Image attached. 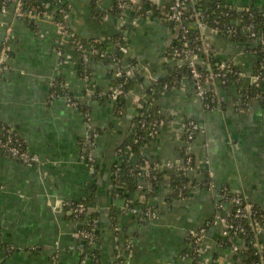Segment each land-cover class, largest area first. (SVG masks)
Masks as SVG:
<instances>
[{
	"label": "crops",
	"instance_id": "1",
	"mask_svg": "<svg viewBox=\"0 0 264 264\" xmlns=\"http://www.w3.org/2000/svg\"><path fill=\"white\" fill-rule=\"evenodd\" d=\"M62 1L67 6V24L77 37L89 41L120 36L126 41L129 66H135L132 77L137 78L124 106L116 110L111 100L97 96L116 84L110 65L92 59L85 80L71 47L63 57L57 54L53 22L46 18L28 22L10 8L0 9V48L6 45L8 51L0 71V124L10 127L39 159L26 166L0 149V264H82L83 258L89 264L90 255L79 234L85 218L68 215L61 205L86 199H92L87 205L99 216L95 248L100 250V264H192L187 255L188 236L212 220L222 188L264 210V87L252 79L260 40L246 35L238 40L206 25L189 24L206 47L199 60L202 68L231 62L243 74L244 83L259 88L255 96L244 94L247 98L242 99L243 87L237 81L217 84V105L205 109L189 76L178 71L183 64L167 55L180 35L179 25L169 22L162 8L172 0H157V4L138 0L134 8L129 3L121 16L112 15L115 0ZM210 1L222 8L264 12V0ZM146 3L153 8L149 13H145ZM108 25L127 30V36L110 37L104 32ZM121 67L127 73L122 61ZM261 68L264 72V65ZM165 76L169 82L150 96L147 90ZM57 82L63 88L51 87ZM53 89L57 96L51 98ZM67 96L81 107L71 106ZM145 102L159 108L165 120L139 148L148 165L158 166L163 174L149 202L157 218L141 221L122 212L125 194L111 203L108 188L116 150L129 133L133 109ZM181 119H191L198 126L187 146ZM87 123L97 133L92 166L80 158ZM183 150L196 161L188 173L196 183L187 197L167 200L169 180L181 163ZM125 193L132 201H149L144 186ZM220 237V224L209 222L201 255L208 260L219 257L220 264H234L220 247ZM261 237L264 240V234Z\"/></svg>",
	"mask_w": 264,
	"mask_h": 264
},
{
	"label": "built area",
	"instance_id": "2",
	"mask_svg": "<svg viewBox=\"0 0 264 264\" xmlns=\"http://www.w3.org/2000/svg\"><path fill=\"white\" fill-rule=\"evenodd\" d=\"M99 2L100 0H95ZM157 4V0H153ZM199 0H172L169 6L162 7L164 11V16L170 20L178 22L179 25V39L177 44L170 45V56L174 60L180 61L184 67L188 70L189 78L193 84V88L196 96L201 100L205 98L207 102L204 106L208 109L211 103L217 101L216 96V86L220 84L225 76L232 73L236 77L243 76V74L235 67L231 62H224L219 66H214L208 69L202 68L199 65V60L201 55L206 51L205 44L200 36L196 33L194 36L191 34L192 30L189 24L195 23L196 25H206L215 33H223L237 36L246 35L248 38H258L260 40L258 46V52H264V40L261 39L264 35V31H260L257 26L260 23H256L253 20L254 13L251 8H243L238 10V16L232 20V22H222L220 16L227 15V10H222L219 12L203 13L197 7V2ZM35 6H27L25 0H0V9L2 12L7 11L9 8L12 9L14 15L18 18L24 19L28 22H36L39 19L46 18L54 23L57 34L59 47L57 54L59 56L65 55L67 48L71 47L79 60L87 66L92 59H97L104 61L113 68V75L116 78L125 77L131 78L135 66H130V73H125L121 67L122 55L127 51L125 44L121 42V37L116 39H111L109 37H100L99 39H92L89 41H84L77 37L74 32L69 28L67 24V19L55 20L52 18V13L54 11L64 14L66 18L65 4L62 0H37ZM130 0H116L115 4L118 9L123 11L129 6ZM43 8H39L42 6ZM155 4V5H156ZM157 6V5H156ZM219 6V5H217ZM264 15V12H261ZM6 45L0 48V71L5 67V61L8 58ZM257 52V53H258ZM256 53V52H255ZM86 80V74L83 75ZM116 82L112 87L109 88L106 94L98 93V97L105 96L107 99L111 100L113 103L120 98H127L130 94L129 90L124 88V82ZM252 79L256 86L264 83V72L261 71L254 73ZM59 86L63 88L64 84L57 82L51 84V87ZM87 95L91 94V89L89 86L85 88ZM57 96L54 89L50 93V97L53 98ZM67 102L73 107H79L80 104L70 98L66 97ZM88 120V114L85 113ZM133 116V114H132ZM165 118L162 120L150 121L139 120L141 127L148 126V137L149 139L155 135L160 125L163 123ZM88 122V121H87ZM197 123L191 119H181L180 129L184 135V143L187 146L189 142L194 138L195 132L197 131ZM9 133L8 131H6ZM97 135L96 131L87 123V136L83 141L81 147L80 158L85 160L89 165L94 164L93 157V141ZM143 138V137H141ZM135 138L136 142L138 139ZM146 139L145 141H147ZM17 143V142H16ZM0 149L3 152H7L11 158L18 160L26 166H32L38 163L39 159L35 154L30 153L27 149L20 148L19 143L15 144V141L7 134L5 137L0 138ZM122 161L134 162L132 166L129 167V172L137 178V186L142 188L146 187L149 194H156L155 184L159 182L155 172L159 170L158 166L151 168H138L135 166V156L128 155L126 158H117L113 163V175H118ZM195 159L183 150V156L180 165L177 166L182 172L188 175L189 172L195 169ZM160 171V170H159ZM119 184H123L119 182ZM206 185H212L211 182L206 181ZM178 198H183L179 195ZM132 201V200H131ZM126 199L122 206V212H127L133 216H140L143 214L147 220H154L157 218V211L151 205L144 206L143 209L139 205H136L133 201ZM65 213L75 218H81L84 216H89L91 209L82 201H65L61 203ZM224 212V213H223ZM212 222H218L220 224V235L225 238L227 246H224L225 250L228 252L229 258H233L234 264L240 259L241 253H244L248 249H251L257 260L254 264H264V240H262V235L264 234V214L259 213L255 207L241 196L237 194L230 195L225 188H222L219 192V199L215 203V210L213 214ZM199 227L195 232L190 233L188 236V252L187 255L191 257L192 264H212L214 262L220 261L221 258L217 257L215 260H208L202 256V244L205 238L206 225ZM86 227L79 230L80 236L84 239L85 246L89 254L95 248V244L99 234V220L96 217L87 218ZM253 233L251 239H245L244 235L247 232V227ZM116 236V235H115ZM119 237L114 241L115 249L118 248ZM220 247H223L220 245ZM118 256V255H117ZM85 263L84 258L82 259V264ZM170 264V263H165Z\"/></svg>",
	"mask_w": 264,
	"mask_h": 264
},
{
	"label": "trees",
	"instance_id": "3",
	"mask_svg": "<svg viewBox=\"0 0 264 264\" xmlns=\"http://www.w3.org/2000/svg\"><path fill=\"white\" fill-rule=\"evenodd\" d=\"M36 1L37 0H25V4L27 6H35L37 4ZM39 1H41V0H39ZM51 1H53V0H51ZM93 1L95 2V0H93ZM41 5L42 6H39V8H43L44 5L43 4H41ZM145 7H147V8H144L146 10L145 13H149L148 10L151 11L153 9L152 6L151 5L149 6L148 3H146ZM197 7L201 10V12H203L205 14L211 13L213 11L220 13V11H222V10H227V13H228L227 15L220 16V19L222 20V22H225V23L232 22V20L239 15L237 10L222 8L221 6H217V4L213 3L210 0H199L197 2ZM65 9L67 12V6L66 5H65ZM155 12H157V11H155ZM112 13H113L112 15L121 16L122 11L120 9H118L116 4H115L113 7V10H112ZM51 15H52V18L55 20L66 19L64 14H60L57 11H54ZM253 20L256 23H260L257 26V28L260 31H264V15H262V13H260V12H258V13L254 12ZM208 26H210V24ZM191 34L194 36V34H196V32L192 30ZM221 34H223V33H221ZM119 37L120 36H117L116 38H119ZM240 38L243 39L240 34H238L237 36L234 37V39H238V40ZM121 39H122L121 42L123 44H125L126 47H128L126 41L123 40L122 37H121ZM178 39H179V36H178V38H176V40L173 43H171V45L177 44ZM208 52L210 53V50ZM167 55L170 56V49H169V52L167 53ZM262 65H264V52H258L256 55V64H255V72L254 73L261 71ZM78 69H79V72L83 71L82 72L83 75H84V73L86 74L88 72L86 69V66L81 61L79 63ZM178 71H183L185 74L189 75L188 70L184 67V65H180V67L178 68ZM136 78H137V75L133 76L131 78H126V79L123 76V77L117 78L116 82L118 83V82L123 81L125 79V82L123 85L124 88L127 90H129V89L131 90L134 87ZM234 80L238 82V86H240L241 88L243 87V89H242L243 94L241 93L242 99L247 98V96L250 98L252 96H255L257 93H259L258 87H255L252 84L244 83L239 77H236L232 73L227 74L225 76V78L223 79V81L221 82V84L222 83L224 84V83H227L230 81H234ZM164 82H169V79L167 76L160 78L156 82L155 85H153L150 89L147 90V93L153 97L154 95L157 94L159 88L161 87L162 84H164ZM244 94H247V96H245ZM125 100H126V98H120L116 102H114L115 109L116 110L122 109V107L124 106ZM201 101H202L203 107L205 109H207L204 106V104L207 102V100H205V98H203ZM150 103L151 102L141 103L139 106H137L136 108L133 109V117L131 119V126L129 128V133H128L126 139L123 141V143L121 145H119V147L116 150V154H117L116 156H118V158H124V157L126 158L128 155H134L135 156V166L138 168H141V169L142 168H151L154 166H152L153 164L148 165L146 159L142 155H140V152H139L140 145H142L146 139H149V137H148V131H149L148 126L141 127V123L139 122V120H145L147 123V122H150L153 120L159 121V120H162L164 118L163 115L159 114V112H158L159 108H157L156 106H152ZM216 105H217V101H215L214 103H211L209 105L208 109H214L216 107ZM6 131H8L9 133H7ZM7 134H10V136L15 141V144L19 143L21 150L27 149L23 140L17 134H15L10 127H8L7 125L0 124V138L5 137ZM141 137H143V138H141ZM135 138H141V139H138L135 142L134 141ZM3 153L10 157V155L7 152H3ZM181 156H183V151L181 153ZM133 164H134V162L132 163L130 161H128V162L122 161L121 169H120L118 175H116V176L112 174V172H113V166H112L111 178H110L111 181H110V185L108 188V195L111 199V203H112V201H114L115 198L120 197V196L123 197L124 194L126 196L124 198L125 200L126 199H128L130 201L132 200V199L127 197V193H125V192H127V190L130 191V190H135L137 188V178L134 175H132L131 172H129V170H128L129 167L132 166ZM155 175L157 176L159 181L163 179L162 178L163 174L159 170H157L155 172ZM119 182H122L123 184H119ZM195 183H196V179L193 176L187 175L186 173L182 172L181 169L178 167L176 169L175 173L170 177L169 184L167 187V192L165 194V198L167 200H169V199H173V198H178V197H180L179 195H182V197L185 198L189 195V192L191 191V187ZM225 190L228 191L227 188H225ZM229 194L233 195L231 193H229ZM153 197H154V194L147 193L145 195V198H147V199L149 198V201H146V200L141 201V200L135 199L133 202L136 205H139L141 207V209H143L144 206H146V205L151 206V204L149 202ZM91 200L92 199H90V200L86 199L85 201H82V202H84L87 205V203ZM252 205H253V207H255V209L259 213L264 214V210L261 207H259L256 204H252ZM109 208L112 211L113 208L111 205ZM88 217L89 218H92V217L98 218L99 216H98V213L94 212V211L90 212L89 216H84L85 223H84L83 227L87 226L86 220ZM110 217H111V221H113L112 219H113L114 215H112V212H110ZM138 217L141 221L147 220L145 218V216H143V214H140V216H138ZM99 227H100V221H99ZM246 227H247V232L244 235V238L247 240V239H251L253 237V233L247 225H246ZM112 228H114V227H112ZM113 235H114V229H113ZM97 242H98V238H97ZM220 245H222L223 247L227 246L225 238L220 237ZM187 253H189V252L187 251ZM89 255H90L89 256L90 257L89 258V264H100L101 255H100V250L98 247L94 248L92 250V253ZM256 260H257V257L254 256L252 250L248 249L244 253H241L240 259H238L236 261V264H254V262ZM212 264H220V262L217 261V262H214Z\"/></svg>",
	"mask_w": 264,
	"mask_h": 264
},
{
	"label": "water",
	"instance_id": "4",
	"mask_svg": "<svg viewBox=\"0 0 264 264\" xmlns=\"http://www.w3.org/2000/svg\"><path fill=\"white\" fill-rule=\"evenodd\" d=\"M137 1L138 0H130V7L134 8L135 7L134 4ZM169 22L178 24V22L173 21V20H169ZM104 32L107 33V35H109L110 37H114L117 35L127 36V30H123L121 28H117V27H113V26H109V25H108V27H106ZM263 38H264V35H263ZM130 54H131V52L128 51L124 54V56L122 58V65H123L124 70L127 73H130V71H131L130 66H129V62H128V58H129ZM263 87H264V84H261V88H263ZM131 117H132V115H131ZM58 205H59V202H58Z\"/></svg>",
	"mask_w": 264,
	"mask_h": 264
}]
</instances>
